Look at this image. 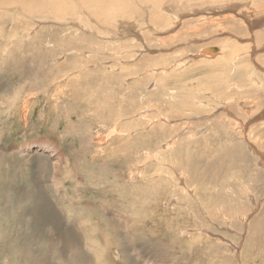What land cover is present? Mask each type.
<instances>
[{"label": "rangeland", "instance_id": "obj_1", "mask_svg": "<svg viewBox=\"0 0 264 264\" xmlns=\"http://www.w3.org/2000/svg\"><path fill=\"white\" fill-rule=\"evenodd\" d=\"M35 1L0 7V264H264V0Z\"/></svg>", "mask_w": 264, "mask_h": 264}, {"label": "bare ground", "instance_id": "obj_2", "mask_svg": "<svg viewBox=\"0 0 264 264\" xmlns=\"http://www.w3.org/2000/svg\"><path fill=\"white\" fill-rule=\"evenodd\" d=\"M14 1H17V0H0V7H4L5 5H9V4H13L14 3ZM18 1H20L21 3H27V1H31V0H18ZM43 1V0H42ZM49 1V0H48ZM138 2L137 3H139L141 0H137ZM146 1H148V0H146ZM145 0H144V2H146ZM152 1V0H151ZM150 1V2H151ZM155 0H153V2H154ZM36 3L37 2H40V0H36L35 1ZM91 2V1H90ZM157 2V1H156ZM93 3V2H92ZM141 3V2H140ZM143 3V2H142ZM141 3V5H144V4H142ZM146 3H148V2H146ZM145 3V4H146ZM43 4H44V2H43ZM49 4L51 5V3H50V1H49ZM86 4V3H85ZM112 4H113V2H112ZM151 4H153L152 2H151ZM25 6V5H24ZM127 6V5H126ZM125 6V7H126ZM129 6V5H128ZM127 6V7H128ZM126 7V9H129V8H127ZM131 7V6H130ZM121 8V7H120ZM119 8V9H120ZM124 8V7H123ZM24 9H26V8H24ZM59 8H57V10H58ZM154 9V8H153ZM91 10V9H90ZM112 10V9H111ZM160 10V9H159ZM97 11V10H96ZM120 11V10H119ZM130 11V10H129ZM59 12H60V9H59ZM121 12V11H120ZM118 13V12H117ZM132 14V13H131ZM130 15V14H129ZM131 16V15H130ZM129 17V16H128ZM156 17V16H155ZM122 18H124V17H122ZM124 19H126V18H124ZM165 20V19H164ZM154 21V20H153ZM141 22V21H140ZM154 23H155V21H154ZM232 27V26H231ZM242 30V29H241ZM247 32H249V31H247ZM114 45V44H113ZM215 45V46H214ZM213 45V47H217L216 46V44H214ZM218 45V44H217ZM228 45V44H227ZM219 48V47H218ZM120 49V48H119ZM212 49H214L213 51H212ZM224 49V48H223ZM118 50V49H117ZM225 50V49H224ZM135 51V50H134ZM222 51V49L220 48V52ZM217 52V49L216 48H212V47H208L207 49L205 48V49H203L202 50V55H200L199 54V56H202V57H207V58H212L213 57V55H214V53H216ZM224 52V51H223ZM200 53V52H199ZM221 54V53H220ZM221 55H223V54H221ZM220 55V56H221ZM229 55V54H228ZM218 57V56H217ZM205 59V58H204ZM215 59V58H214ZM25 105V104H24ZM113 126H115V125H113ZM119 126V125H118ZM121 133V132H120ZM38 149V148H37ZM42 149L43 150H41V151H43V152H45L47 149H49L47 146H45V147H42ZM30 150H31V148H30ZM39 150V149H38ZM260 150V149H259ZM104 151V150H103ZM259 155V154H258ZM180 177V176H179ZM240 214V213H239ZM233 232V231H232ZM150 264V263H149Z\"/></svg>", "mask_w": 264, "mask_h": 264}, {"label": "water", "instance_id": "obj_3", "mask_svg": "<svg viewBox=\"0 0 264 264\" xmlns=\"http://www.w3.org/2000/svg\"><path fill=\"white\" fill-rule=\"evenodd\" d=\"M214 49H212V51H213Z\"/></svg>", "mask_w": 264, "mask_h": 264}]
</instances>
